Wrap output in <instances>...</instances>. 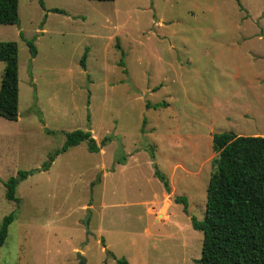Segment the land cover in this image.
Here are the masks:
<instances>
[{
	"label": "rangeland",
	"instance_id": "obj_1",
	"mask_svg": "<svg viewBox=\"0 0 264 264\" xmlns=\"http://www.w3.org/2000/svg\"><path fill=\"white\" fill-rule=\"evenodd\" d=\"M241 3L19 0L18 23L0 24V41L19 48L18 116H0V226L17 208L4 182L33 172L16 188L0 264H79L78 252L84 264H197L191 216H205L213 133L264 132V0ZM244 103L255 116L237 111ZM76 128L111 141L42 169Z\"/></svg>",
	"mask_w": 264,
	"mask_h": 264
},
{
	"label": "trees",
	"instance_id": "obj_2",
	"mask_svg": "<svg viewBox=\"0 0 264 264\" xmlns=\"http://www.w3.org/2000/svg\"><path fill=\"white\" fill-rule=\"evenodd\" d=\"M113 1V0H99ZM243 9L241 0H237ZM52 11L61 12L58 8ZM19 21V0H0V24H15ZM30 53L37 54L36 45L28 40ZM117 47L120 49L119 45ZM121 50V49H120ZM19 48L16 41H0V61L5 62L0 85V116L16 119L19 106ZM124 56V51L121 50ZM87 51L80 62L86 67ZM121 64L124 60L120 61ZM165 102L153 104L154 107ZM150 107L149 104L146 105ZM144 128V126H143ZM111 141L105 136L96 140L91 129L76 128L65 133L63 144L48 155L42 169H48L55 157L81 142L87 143L90 152H99ZM213 149L217 155L212 160L213 171L207 185L205 216L199 220L192 215V225L203 232L201 257L197 264H264V136L237 135L232 131L213 133ZM154 159V153L151 154ZM124 163L123 160H118ZM33 171L19 170L4 182L6 198L15 201L16 210L7 214L0 226V247L9 235V227L21 206L16 195L20 181ZM154 175L170 190L166 175L155 168ZM188 210L186 196H176ZM117 264H126L118 259Z\"/></svg>",
	"mask_w": 264,
	"mask_h": 264
},
{
	"label": "crops",
	"instance_id": "obj_3",
	"mask_svg": "<svg viewBox=\"0 0 264 264\" xmlns=\"http://www.w3.org/2000/svg\"><path fill=\"white\" fill-rule=\"evenodd\" d=\"M245 106H243V104H241L239 106V108L237 109V111L242 114V115H251V116H255L256 115V112H252L253 109L255 107H253V105L249 104V103H244ZM228 109H231L230 107H228ZM18 116V115H17ZM230 128V131L236 133L237 135H242V133H237V128L235 125L234 126H231L229 127ZM226 131H229V130H226ZM215 133V132H214ZM252 135H261V136H264V132L262 130H259V131H255Z\"/></svg>",
	"mask_w": 264,
	"mask_h": 264
},
{
	"label": "water",
	"instance_id": "obj_4",
	"mask_svg": "<svg viewBox=\"0 0 264 264\" xmlns=\"http://www.w3.org/2000/svg\"><path fill=\"white\" fill-rule=\"evenodd\" d=\"M85 224L88 225V217H86V219H85ZM77 257H78V259H79V264H84V263H85L86 259H85V257L81 254V252H78V253H77Z\"/></svg>",
	"mask_w": 264,
	"mask_h": 264
}]
</instances>
